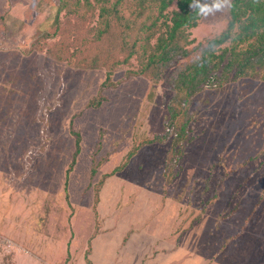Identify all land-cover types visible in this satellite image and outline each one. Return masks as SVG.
Segmentation results:
<instances>
[{"label": "rangeland", "instance_id": "rangeland-1", "mask_svg": "<svg viewBox=\"0 0 264 264\" xmlns=\"http://www.w3.org/2000/svg\"><path fill=\"white\" fill-rule=\"evenodd\" d=\"M57 6L0 0V264H89L150 224L191 243L197 264L199 254L231 263L237 253L239 264H264L260 74L191 99L167 173L168 79L180 61L156 84L127 76L128 66L105 82L107 67L88 69L75 51L96 14ZM228 8L201 15L193 46L225 30Z\"/></svg>", "mask_w": 264, "mask_h": 264}, {"label": "trees", "instance_id": "trees-1", "mask_svg": "<svg viewBox=\"0 0 264 264\" xmlns=\"http://www.w3.org/2000/svg\"><path fill=\"white\" fill-rule=\"evenodd\" d=\"M57 1L58 13L80 18L96 14L95 25L81 31L75 51L85 57L88 69L107 67L105 82H110L113 69L128 66L127 76L156 84L180 61L168 79L173 96L167 105L165 134L172 137L167 173L181 156L176 148L186 140L187 110L197 93L220 89L231 78L254 73L264 81V0H231L225 30L205 45L194 46L190 30L198 26L201 14L190 7L192 0ZM61 33L64 39L67 29Z\"/></svg>", "mask_w": 264, "mask_h": 264}, {"label": "crops", "instance_id": "crops-1", "mask_svg": "<svg viewBox=\"0 0 264 264\" xmlns=\"http://www.w3.org/2000/svg\"><path fill=\"white\" fill-rule=\"evenodd\" d=\"M1 196L2 193L0 190V198ZM153 225L150 224L148 227L143 229L142 232H139L138 235L130 233V238L132 237L131 244L128 243L130 238L127 240L123 239L119 254H115L114 244L113 246L105 244L106 250H104L103 245L100 258L98 259L97 257H92V259L88 260L89 264H197L195 262L197 257L194 250L191 252V243L188 245L187 243L177 240V237L174 236L157 235L151 229L155 226ZM113 235L116 236V231ZM111 238L113 239V236L107 239ZM115 238H117V236L114 237V239ZM107 248L112 250V254L109 253ZM103 250L105 253H103ZM197 256L198 258H201V264H239L238 253L229 257L232 258L233 261H236L231 263L225 261L223 258L216 259L219 260V262H217L208 255L207 258H210L206 260V256H201L200 254Z\"/></svg>", "mask_w": 264, "mask_h": 264}, {"label": "clouds", "instance_id": "clouds-1", "mask_svg": "<svg viewBox=\"0 0 264 264\" xmlns=\"http://www.w3.org/2000/svg\"><path fill=\"white\" fill-rule=\"evenodd\" d=\"M230 0H192L190 7L197 10L201 15L207 16L222 10Z\"/></svg>", "mask_w": 264, "mask_h": 264}]
</instances>
